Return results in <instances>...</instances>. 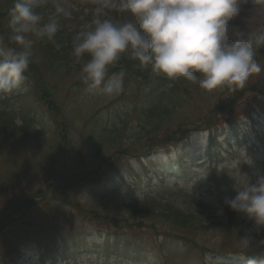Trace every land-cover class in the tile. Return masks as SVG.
<instances>
[{
    "label": "rangeland",
    "instance_id": "obj_1",
    "mask_svg": "<svg viewBox=\"0 0 264 264\" xmlns=\"http://www.w3.org/2000/svg\"><path fill=\"white\" fill-rule=\"evenodd\" d=\"M57 2L70 12L60 15L61 28H71L73 16L83 23L108 18L112 9L103 0H34V10L49 18ZM229 23L245 34L264 29V0H241L239 15ZM0 50L9 47L0 44ZM253 51L262 71L249 77L246 90L235 96L229 86L207 91L192 82L181 90L182 103L169 111L168 130L149 135L148 111L159 84L148 79L124 82L113 97L64 82L57 101L67 120L65 141L44 102L33 106L25 124L22 88L0 95V110H15L17 135L0 141V217L6 207L21 209L14 212L17 219L0 225V264H240L255 255L262 263L264 228L224 204L235 189L264 176V45ZM217 102L223 104L211 123L226 134L219 137L220 155L211 159L203 155L207 117ZM113 154L111 164L103 165ZM80 173L88 175L66 191L64 183ZM147 198L193 212L198 222L175 228L159 214L132 216L127 206Z\"/></svg>",
    "mask_w": 264,
    "mask_h": 264
},
{
    "label": "clouds",
    "instance_id": "obj_2",
    "mask_svg": "<svg viewBox=\"0 0 264 264\" xmlns=\"http://www.w3.org/2000/svg\"><path fill=\"white\" fill-rule=\"evenodd\" d=\"M35 7L34 0H17L12 10L9 27L19 49L0 50V95L20 90L28 80L34 43L28 35L55 43L56 17L70 15L57 2L45 23ZM103 7L128 13L137 22L96 18L74 35L75 61L88 58L81 73L89 93L113 97L123 91L125 71L108 73L125 54L169 80L198 81L207 91L243 88L250 76L262 71L253 50L264 45V29L245 34L229 23L239 15L241 0H103ZM235 192L224 204L264 228V176Z\"/></svg>",
    "mask_w": 264,
    "mask_h": 264
},
{
    "label": "trees",
    "instance_id": "obj_3",
    "mask_svg": "<svg viewBox=\"0 0 264 264\" xmlns=\"http://www.w3.org/2000/svg\"><path fill=\"white\" fill-rule=\"evenodd\" d=\"M19 2L25 3L27 0H19ZM16 3L17 0H0V44L8 46L9 49L16 48L18 50L19 46L12 39V32L9 27L12 10ZM108 13L110 14L108 18L112 19L115 23H126L129 21L137 22L130 14L120 12L115 8H109ZM101 19H103V17H101ZM56 20L58 23V32L55 36V43L48 41L46 38L37 39L34 37V39H32L34 41L32 49L33 55L31 58L32 62L28 73H26L28 76V82L21 86V98L26 101L25 104L29 111L22 117V120L25 124H27L32 116L30 112L32 108H34L33 106L36 103H41L43 105L44 102V106L46 105L48 108L46 111L50 114V120L52 121L53 126L55 125L54 127L57 129V133H59L60 137L63 139V136H67L68 134V126L64 110L57 101V94L60 92L64 82L67 83L69 81L71 83L70 87L72 88H78L85 85L82 80L81 66L88 58L84 57L80 63L75 61V58L72 55V40L74 35L81 30L82 27L90 24L93 19L87 18L84 20L85 23H81L83 20L81 16H73V19H70V23L72 24L71 28H61L65 23V19L61 16L56 17ZM44 22L47 23L48 18H44ZM30 35L32 34H29L28 36ZM121 69L125 71L123 80L126 83H133V81H137L138 79H148L150 82H157V84H159V87L153 91V93L157 94V96L155 97L156 99H153V103L149 108L148 115L150 117L147 115L150 119L152 117L151 121H153V124L147 130L144 127L143 128L145 129L147 135L163 131L164 129L165 131L168 130V127L171 125L170 122H173L171 115H169V111L178 107L179 104L182 103V95L184 92L181 90L187 92V87L192 83V81H187L183 78L169 80L162 74L154 73L150 65L141 67L137 61L131 59L127 54L122 55L117 63L109 68L108 74L111 75L112 73L119 72ZM72 77H75L76 80L70 81V78ZM247 87L248 86L245 83L243 88H235L232 89V91L230 90V92L236 96L239 92L246 90ZM159 89H161V91H159ZM219 103L220 102H217V104L213 106L210 111V116L207 117L210 123L208 125L211 128L209 139L204 146V156L211 159L220 155V148L223 146L222 142L219 141L218 136L226 134L219 132L217 127L211 123L212 118L215 116V112L221 108L220 106L223 104ZM15 117V110H9L6 105H4L3 109L0 110L1 142L2 139L3 141L6 139L12 140L15 139V136H17L15 128L13 127L14 125L12 124ZM148 122L150 121L148 120ZM233 125L234 124L231 125V132L235 130ZM234 135L237 136V133L234 132ZM61 141H65V139ZM61 141L58 143V147L61 146L60 149L63 147ZM191 142L192 141L186 142V145H189ZM168 148L169 147L166 146L165 150L168 151ZM115 156L116 154L105 156L102 159L103 165L112 162L114 159L113 157ZM183 160V157L179 158V161L183 164L182 166H185ZM164 169L166 170V168ZM87 175H84V173L75 174L74 178H71L70 181L68 180V182H63L64 189H66V191L70 189L71 191V189L76 186V183L80 182L82 178ZM53 187L57 188V185ZM63 191L64 193L61 194L67 196L68 193H65V190ZM41 193L43 192L41 191ZM77 206L78 210H80V205L77 204ZM127 208L134 217H154L156 214H159L175 228H191L196 222H198L197 217L193 212L182 211L171 202H160L155 198H147L139 204L128 205ZM6 209L7 210L4 211L3 215L0 217V225L17 219L14 216V212L15 210L21 211L19 204L17 208L13 205L11 207H6ZM229 216L231 218V213H229ZM0 230H3L2 227H0ZM40 254L42 257L47 255L46 252L42 251Z\"/></svg>",
    "mask_w": 264,
    "mask_h": 264
}]
</instances>
